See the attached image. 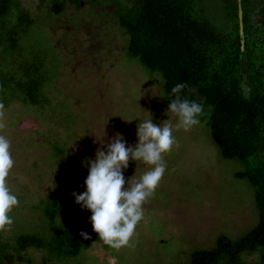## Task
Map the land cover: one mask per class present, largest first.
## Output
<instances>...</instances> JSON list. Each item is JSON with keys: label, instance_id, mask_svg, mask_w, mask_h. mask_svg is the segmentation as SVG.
<instances>
[{"label": "rangeland", "instance_id": "374dc122", "mask_svg": "<svg viewBox=\"0 0 264 264\" xmlns=\"http://www.w3.org/2000/svg\"><path fill=\"white\" fill-rule=\"evenodd\" d=\"M108 1L56 15L40 0H22L35 22L21 45L27 57L47 64L50 99L43 108L21 102L4 107L6 127L0 134L11 141L15 161L7 183L20 203L10 213V230L0 233L44 230L33 203L52 194L75 201L72 193L85 191L88 161L97 149L106 150L117 133L126 147L135 146L137 124L150 115L158 126L171 121L179 146L164 154L166 170L144 204L134 247L116 250L96 241L71 264H188L191 251L213 246L217 235L235 239L257 223L254 190L235 175L243 163L221 156L204 122L175 129L161 75L127 54L126 36ZM146 168L130 160L122 171L127 181ZM66 223L92 227L89 218Z\"/></svg>", "mask_w": 264, "mask_h": 264}, {"label": "trees", "instance_id": "16d2710c", "mask_svg": "<svg viewBox=\"0 0 264 264\" xmlns=\"http://www.w3.org/2000/svg\"><path fill=\"white\" fill-rule=\"evenodd\" d=\"M97 2L40 0L56 15ZM108 2L126 36L127 54L161 75L168 103L174 98L173 86L187 85L179 95L203 104L199 120L209 127L222 157L243 163L235 175L246 178L254 190L257 223L235 239L217 235L213 246L192 250L188 264H264V0H240L243 47L238 0ZM34 22L22 0H0L4 107L13 102L38 108L49 104L47 64L38 56L27 57L21 45ZM32 208L42 214L46 228L15 229L5 237L0 233V264H71L96 241L105 245L92 227L66 223L91 216L75 201L52 194L39 197Z\"/></svg>", "mask_w": 264, "mask_h": 264}, {"label": "clouds", "instance_id": "9594fccd", "mask_svg": "<svg viewBox=\"0 0 264 264\" xmlns=\"http://www.w3.org/2000/svg\"><path fill=\"white\" fill-rule=\"evenodd\" d=\"M186 87L185 83H177L171 88L174 98L167 111L177 118L176 130H188L199 124L204 111L202 103L179 95ZM5 127L4 105L0 103V132ZM136 136L135 146L126 147L122 135L117 133L107 143L106 150L98 148L95 159L88 161L85 191L78 195L72 193L75 202L91 212L89 222L99 240L116 250L134 247L132 240L143 219L144 204L154 195L166 170L164 154L179 146L171 121L158 126L150 115L137 124ZM130 160L147 168L141 175H133L126 181L122 170L127 169ZM14 164L11 141L0 134V231L10 230L14 223L10 213L20 203L7 183ZM80 235L89 239L85 232Z\"/></svg>", "mask_w": 264, "mask_h": 264}, {"label": "water", "instance_id": "95a60500", "mask_svg": "<svg viewBox=\"0 0 264 264\" xmlns=\"http://www.w3.org/2000/svg\"><path fill=\"white\" fill-rule=\"evenodd\" d=\"M238 20H239V34L241 37V46L243 47V24H242V8L240 5V0H238Z\"/></svg>", "mask_w": 264, "mask_h": 264}]
</instances>
